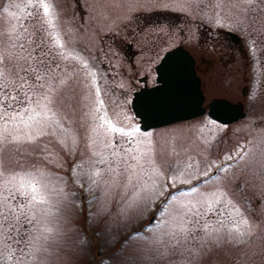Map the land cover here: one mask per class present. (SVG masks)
<instances>
[{
	"label": "rangeland",
	"instance_id": "1",
	"mask_svg": "<svg viewBox=\"0 0 264 264\" xmlns=\"http://www.w3.org/2000/svg\"><path fill=\"white\" fill-rule=\"evenodd\" d=\"M46 2L54 13L52 30L58 32L69 54L61 62V69L69 74L68 86L82 103L71 119L61 121L63 132L42 137L48 143V152L43 156L37 151L27 158L18 154L16 158H5L0 196L12 195L7 191L12 187L11 174L21 166L41 168L48 184L46 189L41 188L47 202L35 205L30 214L34 218L24 224L30 235L40 237L46 250L34 257L33 248H25L20 264H120L131 249L144 250L142 264H264V5L256 3L241 14L227 0ZM154 2L175 10L183 21H192L189 30L196 37L204 31L202 22L207 21V35L224 27L244 38L253 56L250 66L246 67L243 58L241 65L228 66L225 73L209 71L204 89L206 102L219 96L243 100L244 118L225 126L204 114L146 132L139 128L130 108L132 92L138 85L131 84L122 56L109 54V35L116 32L123 36L127 14L147 9ZM35 3L0 0V30L31 31L43 16L42 8ZM4 7H9L8 12ZM218 56L213 47L208 49L210 65ZM222 61H228V57L223 56ZM246 84L249 90L243 96L241 89ZM97 99L103 101L102 106L95 103ZM101 116L124 132L135 128L140 132L131 138L122 132H110ZM4 123L0 120V130ZM8 127L11 129L12 122ZM132 156L139 157V164ZM228 156L232 159H226ZM129 175L133 184L137 177L140 184H159L163 194L148 198L142 194L130 207L134 190L126 187ZM173 176L178 177L174 183ZM213 191L226 193L220 204L209 201L211 207L197 205L192 212L203 215L190 212L185 222L172 219L175 208H191L202 193ZM23 199L16 193L9 202ZM160 206L161 211L156 212ZM188 220L195 221V227ZM237 226L246 232L245 243L227 237L228 230ZM181 227L188 240L182 241L176 255L161 257L148 250L152 247L149 241L156 236ZM17 251L15 245L5 250L0 254V264H17L13 255Z\"/></svg>",
	"mask_w": 264,
	"mask_h": 264
},
{
	"label": "snow or ice",
	"instance_id": "2",
	"mask_svg": "<svg viewBox=\"0 0 264 264\" xmlns=\"http://www.w3.org/2000/svg\"><path fill=\"white\" fill-rule=\"evenodd\" d=\"M227 2L231 8L241 14H246L256 3L264 5V0H227ZM29 6L33 5L29 3ZM35 6L42 8L43 16L40 17L41 23L33 25L31 31L27 28L23 32L0 30V120L5 122L0 130V176L4 174L6 156L16 158L18 154L27 158L37 151L41 156L48 152V143L44 142L42 137L55 136L58 132H63L61 121L71 119L82 103L75 90L68 86L69 74L61 69V62L67 60L69 54L64 50L65 45L61 42L58 32L52 30L55 21L52 19L54 13L50 9V4L46 0H36ZM9 7H4V11L8 12ZM84 66L87 67L86 64ZM96 95L99 96V89L96 90ZM95 103L103 105V101L99 99ZM95 111L99 112V108H95ZM100 119L105 121L103 116ZM17 120L20 123H15ZM9 122H12L11 129L8 127ZM105 122L110 132H122L130 138L134 133L140 132L139 128H135L133 132H124L111 121ZM132 159L139 164L138 156H132ZM226 159L232 157L228 156ZM16 162L20 163L19 159H16ZM128 168L125 171H128ZM224 170L227 171L226 168ZM45 176L46 173L36 165L28 169L21 166L18 171L13 170L11 174L9 183L12 187L7 191L12 195L0 196V245H2L0 254L13 245L17 246V253H13L17 264L24 259L25 248L29 246L33 248L34 257L37 253L46 250L45 245L40 243V237L30 235L24 228V224L31 223V219L34 218H30L34 206L47 202L46 196L41 191V188L48 187L44 182ZM176 179L178 177L173 176L172 182L174 183ZM126 187H132L134 190L129 201L130 207L139 202L142 194H144L143 198L163 194L161 186L155 182L152 185L140 184L137 177V182L133 184L131 175L127 177ZM137 188L139 191H136ZM192 191L195 192L196 189L193 188ZM16 193L23 195L24 199L15 204L10 203ZM182 194L189 193L182 192ZM223 195L226 193L216 191L209 194L202 193L197 204L191 205V208L187 205L175 208L171 213L172 219L185 222V217L192 212V209H197V205L200 208L211 207L209 201L220 204ZM169 199H174V196H170ZM192 215H203V213L192 212ZM186 222L192 223L195 227V221ZM220 223L223 224V221ZM244 235L246 232H242L238 226L227 232L229 240L238 244L245 243ZM44 240L47 241V237H44ZM187 240L188 235L181 227L171 233L156 236L149 241L152 247L148 250L161 257L174 256L182 241L186 243ZM143 252V249L127 251L120 264H142ZM179 254L182 255V252Z\"/></svg>",
	"mask_w": 264,
	"mask_h": 264
},
{
	"label": "flooded vegetation",
	"instance_id": "3",
	"mask_svg": "<svg viewBox=\"0 0 264 264\" xmlns=\"http://www.w3.org/2000/svg\"><path fill=\"white\" fill-rule=\"evenodd\" d=\"M154 3L147 9L140 8L128 13L125 21L118 22L124 21L123 36L116 32L109 35V54L114 58L122 56L123 68L127 66V75L131 78V84L134 85L136 82L138 85L135 90L158 84L156 66L166 51L176 46L184 47L194 57V69L203 89L209 71L225 73L228 66L241 65L244 62L243 58L246 60V67L250 66L253 56L250 55L249 47L242 36L233 38L223 27L217 29L218 34L207 35V21H203L204 31L196 37L190 34L189 27L192 21L187 19L183 21L177 17L179 13L175 10ZM211 47L214 53H220L212 65L207 60V51ZM223 56H227L228 61H222Z\"/></svg>",
	"mask_w": 264,
	"mask_h": 264
},
{
	"label": "water",
	"instance_id": "4",
	"mask_svg": "<svg viewBox=\"0 0 264 264\" xmlns=\"http://www.w3.org/2000/svg\"><path fill=\"white\" fill-rule=\"evenodd\" d=\"M194 59L178 46L165 53L157 65L159 85L133 93L131 108L139 118L140 128L147 130L203 114L204 95L195 74ZM212 118L230 123L245 116L243 104L226 98H213L207 104Z\"/></svg>",
	"mask_w": 264,
	"mask_h": 264
}]
</instances>
